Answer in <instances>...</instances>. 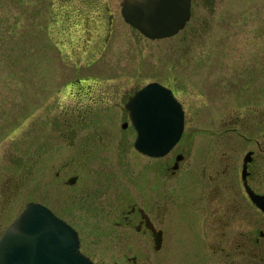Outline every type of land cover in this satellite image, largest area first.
I'll list each match as a JSON object with an SVG mask.
<instances>
[{
    "label": "flooded vegetation",
    "instance_id": "obj_1",
    "mask_svg": "<svg viewBox=\"0 0 264 264\" xmlns=\"http://www.w3.org/2000/svg\"><path fill=\"white\" fill-rule=\"evenodd\" d=\"M110 1L117 0L91 6L100 12L91 22L75 17L84 50H136L146 41L166 39L143 35L123 19L121 4L117 12ZM212 2L190 0L189 18L173 35L180 44L191 46L206 18L199 9ZM195 71L193 66L190 72ZM98 72L94 67L93 78L87 75L84 91L95 105L84 100L79 108L61 107L53 117L52 146L70 148V154L56 156L61 160L50 179L63 203L40 202L74 229L75 223L81 226L75 229L80 251L96 264H111L106 259L113 264H235L237 259L264 264V210L250 196H264V130L250 136L248 118L217 122L211 111L185 110L175 81L166 77L160 83L180 102L183 129L164 155L149 156L134 147L136 131L125 107L145 84L121 92V80L102 82ZM107 96L119 100L109 110ZM263 121L264 110L258 116V123Z\"/></svg>",
    "mask_w": 264,
    "mask_h": 264
},
{
    "label": "rangeland",
    "instance_id": "obj_2",
    "mask_svg": "<svg viewBox=\"0 0 264 264\" xmlns=\"http://www.w3.org/2000/svg\"><path fill=\"white\" fill-rule=\"evenodd\" d=\"M104 1L0 0V233L29 200L63 203L50 179L61 160L56 156L70 148L52 146L50 124L61 107L79 108L84 100L95 105L84 97L94 67L102 82L121 80V92L173 78L185 110L211 111L217 122L243 116L250 136L264 130V121L258 123L264 110V0H213L198 8L206 18L191 46L172 35L136 50H84L74 19L91 22L100 14L91 6ZM118 2L108 5L118 12ZM107 98L106 110L119 103ZM79 235L85 241L84 231Z\"/></svg>",
    "mask_w": 264,
    "mask_h": 264
},
{
    "label": "water",
    "instance_id": "obj_3",
    "mask_svg": "<svg viewBox=\"0 0 264 264\" xmlns=\"http://www.w3.org/2000/svg\"><path fill=\"white\" fill-rule=\"evenodd\" d=\"M123 19L150 39L176 34L188 20L190 0H121ZM136 131L134 147L159 157L179 139L183 109L171 90L149 82L125 104ZM124 126V124H123ZM264 210V196L250 193ZM0 264H96L80 251L77 231L40 202H28L0 236Z\"/></svg>",
    "mask_w": 264,
    "mask_h": 264
},
{
    "label": "bare ground",
    "instance_id": "obj_4",
    "mask_svg": "<svg viewBox=\"0 0 264 264\" xmlns=\"http://www.w3.org/2000/svg\"><path fill=\"white\" fill-rule=\"evenodd\" d=\"M130 25V24H129ZM172 92V91H171ZM4 232V231H3Z\"/></svg>",
    "mask_w": 264,
    "mask_h": 264
}]
</instances>
